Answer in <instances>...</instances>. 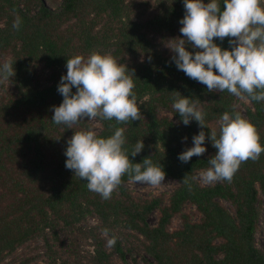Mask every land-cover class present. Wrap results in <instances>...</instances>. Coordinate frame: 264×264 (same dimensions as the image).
I'll use <instances>...</instances> for the list:
<instances>
[{"label":"trees","instance_id":"1","mask_svg":"<svg viewBox=\"0 0 264 264\" xmlns=\"http://www.w3.org/2000/svg\"><path fill=\"white\" fill-rule=\"evenodd\" d=\"M53 1L0 0V62L12 59L15 69L10 81L0 79V261L33 236L46 240L48 234L92 216L97 221L89 226L92 250L76 261L62 258V264H114V255L127 264L130 248H125L124 239L130 236L149 256L143 264H264V251L255 243L264 195V152L258 159L243 161L231 181L204 184L197 178L216 151L208 131L218 127L225 110L231 112L235 106L249 118L264 144V100H253L246 93L208 91L170 61L165 42L182 35L178 20L184 13L183 0ZM17 14L22 17L19 29L12 26ZM214 39L229 47L227 37ZM94 50L109 52L134 70L129 75L135 82L141 119L92 118L98 121V130L92 119L72 128L51 119L52 105L63 98L57 83L67 70V58L87 57ZM177 90L199 101L209 128L203 126L207 150L187 162L177 154L191 145L192 134L201 126L195 120L181 122L172 107ZM115 126L125 128L128 151L139 139L144 142L135 156L129 153L131 160L149 156L163 166L165 176L177 180L169 193L141 196L127 187L130 179L125 173L111 197L104 199L65 167L64 148L74 130L92 127L106 136ZM185 134L188 139L182 140ZM184 176L189 183H184ZM190 205L194 212L187 210ZM154 211L157 219L151 224ZM98 228L105 236L94 232ZM110 235L117 236L113 246L106 242ZM49 250L55 262L56 250L51 246ZM23 261L26 264L27 259Z\"/></svg>","mask_w":264,"mask_h":264},{"label":"clouds","instance_id":"2","mask_svg":"<svg viewBox=\"0 0 264 264\" xmlns=\"http://www.w3.org/2000/svg\"><path fill=\"white\" fill-rule=\"evenodd\" d=\"M183 8L178 20L182 35L165 42L177 69L206 85L208 91L227 90L236 96L246 93L253 100H264V0H183ZM21 23L22 17L17 14L12 26L19 29ZM226 37L229 47L214 39L223 41ZM13 62H0V79L10 81L15 72ZM66 69L57 83L63 98L52 105L51 119L55 123L72 128L81 120L96 117L127 122L143 116L134 91V70L111 53L94 50L87 57L72 55L66 60ZM172 107L183 124L195 120L201 126L192 134L191 145L177 154L179 160L187 162L207 150L203 127L207 126L206 110L197 99L178 90ZM233 109L218 117V127L207 126V138L216 151L200 173L206 183L231 181L243 161L258 159L264 152L256 125L235 106ZM187 139L185 134L182 140ZM125 142V128L121 126H115L106 136L92 127L74 130L64 148L65 167L104 199L111 197L125 173L134 182L158 185L165 181L166 173L159 162L149 156L138 162L129 158V153L135 156L143 149L142 139L131 151L124 147ZM183 180L189 183V178L184 176ZM103 232L108 234L110 229L105 227ZM116 240V235L108 236L107 245L113 246Z\"/></svg>","mask_w":264,"mask_h":264},{"label":"rangeland","instance_id":"3","mask_svg":"<svg viewBox=\"0 0 264 264\" xmlns=\"http://www.w3.org/2000/svg\"><path fill=\"white\" fill-rule=\"evenodd\" d=\"M59 1L60 0H54L53 4H58ZM92 123L96 130H98V121L96 119H92ZM202 170L197 172V178L200 182L208 184L204 182L200 175ZM176 184L177 180L170 176H165V181L158 185H152L147 182H134L132 180L126 182L128 188L141 196H151L158 193L167 194L176 186ZM226 204L229 207V203ZM187 210L194 212L195 206L190 205L187 207ZM192 217L193 219H198V216L195 214H192ZM156 219L157 211H154L151 213L149 221L151 224H154ZM96 224L97 221L94 217L87 216L85 221L77 223V226L73 228L63 227L57 230L56 234H48L46 240L38 235L33 236L31 239L19 245L12 255H8V257L6 256L2 261H0V264H25V261H23L24 259H27L26 264H62L61 259H67L68 257L76 261V257L83 258L85 257V253H87V251L92 250L93 239L91 237L92 231L89 226H95ZM178 224L179 218L178 216H175L172 219V226L176 227ZM257 225L255 243L258 248L264 251V195L261 196L260 215ZM78 226L81 229H79ZM94 232L99 235H104L101 233L102 231L100 228L96 229ZM124 242L125 248H130L129 250H126L125 254L127 264H143L144 261L149 258L147 254L140 250L137 240L133 237L130 236L128 240L124 239ZM49 246L56 250L55 262L51 259V256L48 255V253H50ZM11 260L14 261L9 262ZM113 263L126 264L125 261L120 260L115 255L113 256Z\"/></svg>","mask_w":264,"mask_h":264}]
</instances>
